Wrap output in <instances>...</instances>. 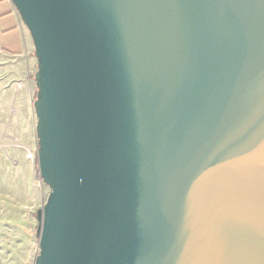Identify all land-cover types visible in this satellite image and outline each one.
<instances>
[{"label":"water","instance_id":"95a60500","mask_svg":"<svg viewBox=\"0 0 264 264\" xmlns=\"http://www.w3.org/2000/svg\"><path fill=\"white\" fill-rule=\"evenodd\" d=\"M36 59L34 264H264V0H10Z\"/></svg>","mask_w":264,"mask_h":264},{"label":"rangeland","instance_id":"374dc122","mask_svg":"<svg viewBox=\"0 0 264 264\" xmlns=\"http://www.w3.org/2000/svg\"><path fill=\"white\" fill-rule=\"evenodd\" d=\"M32 120L35 125V115ZM7 123L0 122V264H34L39 251L35 214L49 188L38 176L37 144L29 152Z\"/></svg>","mask_w":264,"mask_h":264},{"label":"crops","instance_id":"0c3cea01","mask_svg":"<svg viewBox=\"0 0 264 264\" xmlns=\"http://www.w3.org/2000/svg\"><path fill=\"white\" fill-rule=\"evenodd\" d=\"M37 69L33 45L10 0H0V122H8L16 140L31 152Z\"/></svg>","mask_w":264,"mask_h":264}]
</instances>
